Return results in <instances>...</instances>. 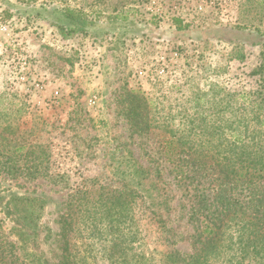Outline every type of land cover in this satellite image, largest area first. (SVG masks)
<instances>
[{
  "label": "rangeland",
  "instance_id": "374dc122",
  "mask_svg": "<svg viewBox=\"0 0 264 264\" xmlns=\"http://www.w3.org/2000/svg\"><path fill=\"white\" fill-rule=\"evenodd\" d=\"M243 1L0 0V162L17 169L0 170L5 235L15 224L6 213L10 198H42L36 249L52 259L57 243L43 237L59 231L68 194L93 182L122 188L118 169L130 158L149 170L142 194L157 202L166 188L170 219L184 230L173 164L161 150L185 121L215 116L211 105L226 92L257 88L252 71L261 63V43L253 28L234 27ZM67 9L83 12L87 24L80 27ZM179 20L187 27L178 29ZM134 105L140 124H148L142 134L127 117ZM144 211L143 205L139 215ZM147 223L139 221L136 247L148 254L163 246L158 224Z\"/></svg>",
  "mask_w": 264,
  "mask_h": 264
},
{
  "label": "trees",
  "instance_id": "16d2710c",
  "mask_svg": "<svg viewBox=\"0 0 264 264\" xmlns=\"http://www.w3.org/2000/svg\"><path fill=\"white\" fill-rule=\"evenodd\" d=\"M67 12L80 27L87 24L83 12ZM238 13L240 22L234 27L253 28L263 50L261 63L252 71L257 88L226 92L211 105L215 116L185 121L178 138L173 134L161 150L173 164L170 174L180 194L178 206L186 216L184 230L170 219L172 204L166 188H159L157 202L142 194L149 170L130 158L118 169L122 188L93 182L68 194L59 214V231L43 237L45 241L52 236L57 243L58 254L52 259L36 249L45 200L12 196L6 213L13 215L15 224L5 235L0 220V264H264V0H244ZM187 25L179 20L178 29ZM130 94L141 102L138 95ZM138 108H129L127 117L142 134L148 124H140ZM225 110L231 116L219 115ZM2 166L10 172L16 169L5 162H0V170ZM143 205L149 214L139 215ZM142 217L148 218L150 229L158 224L154 230L163 246L148 254L136 247ZM12 234L17 241L9 238ZM79 237L89 242L78 246Z\"/></svg>",
  "mask_w": 264,
  "mask_h": 264
}]
</instances>
